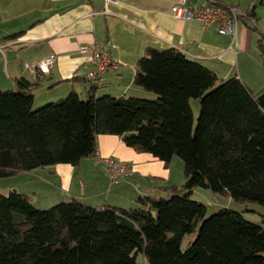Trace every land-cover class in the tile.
<instances>
[{
  "label": "trees",
  "instance_id": "1",
  "mask_svg": "<svg viewBox=\"0 0 264 264\" xmlns=\"http://www.w3.org/2000/svg\"><path fill=\"white\" fill-rule=\"evenodd\" d=\"M222 5L224 4L216 0ZM239 19L251 22L254 7ZM0 89V177L93 156L100 134L168 163L184 183L163 185L128 208H95L77 198L36 208L30 195L0 194V264H264V226L241 212L206 207L195 188L264 206V108L239 78L219 80L176 48H149L133 83L154 99L71 91L34 107L39 82ZM199 103L196 123L190 100ZM193 234L186 248L182 241Z\"/></svg>",
  "mask_w": 264,
  "mask_h": 264
},
{
  "label": "crops",
  "instance_id": "2",
  "mask_svg": "<svg viewBox=\"0 0 264 264\" xmlns=\"http://www.w3.org/2000/svg\"><path fill=\"white\" fill-rule=\"evenodd\" d=\"M178 1L0 0V89H14L20 77L39 82L40 88L33 91L34 107L71 91L85 97L91 88L85 75L92 63L90 55L80 49L98 42L108 48L118 67L100 76L95 96L153 99V93L133 83L135 65L149 48L179 49L219 80L236 76L255 96L264 91V0H218L242 10L254 7V29L251 22L239 19L233 34H220L196 19L174 17L170 9ZM188 1L200 4L206 0ZM48 57H53V63L42 72L37 64ZM95 151L127 162L131 173L109 183L89 156L76 165L56 164L24 174L28 182L57 192L50 204L77 198L95 208H128L141 195H162L157 189L163 185L184 183L183 175L173 171L174 164L176 171L181 167L177 161L173 164V156L164 163L149 152L126 146L117 135H98ZM34 188L29 194L20 193L30 195L33 202ZM138 261L148 264L143 256Z\"/></svg>",
  "mask_w": 264,
  "mask_h": 264
},
{
  "label": "built area",
  "instance_id": "3",
  "mask_svg": "<svg viewBox=\"0 0 264 264\" xmlns=\"http://www.w3.org/2000/svg\"><path fill=\"white\" fill-rule=\"evenodd\" d=\"M171 14L180 19H196L204 27H215L220 34H233L234 27L243 15V10L237 5H222L216 0H206L203 3L191 2L188 0H179L171 6ZM83 54H89L92 63L91 68L85 75V81L91 87H97L100 82V76L107 71H115L118 63L112 57L108 48L100 46L95 42L92 47H83L80 49ZM53 63V57H48L40 61L37 66L40 71L47 72L48 67ZM28 68L27 63H23ZM94 161L106 174L109 183H117L123 177L131 173V166L122 160L109 155H101L94 152Z\"/></svg>",
  "mask_w": 264,
  "mask_h": 264
},
{
  "label": "rangeland",
  "instance_id": "4",
  "mask_svg": "<svg viewBox=\"0 0 264 264\" xmlns=\"http://www.w3.org/2000/svg\"><path fill=\"white\" fill-rule=\"evenodd\" d=\"M84 98L85 97L83 96L82 99ZM142 99H148V98H142ZM190 106H191V110L193 109L192 114H193V126H194L196 123V118H197L198 109H199L198 100L191 99ZM173 157H174L173 164L175 163V161H177L178 164L179 163L181 164V167H179L178 165V171H176L175 164H174L173 171L174 173L178 172V175L182 176L183 175L182 161L176 155H174ZM24 173H28V172H21V173L12 175V176L0 177V194L7 195L8 191L13 190V189L18 192H25L29 194L30 192H32L31 189L35 187L34 190H36V195H35V198L33 199V205L36 208L46 209L56 204L57 202H59L57 201L56 203H52V204L48 203V202H53L52 200L55 199L54 196H56L57 192L56 194L51 192V190H49L47 187H44V184H41V183L35 184V183L28 182L26 175ZM174 173L173 175L175 176ZM194 190L195 191L191 197L193 198V200L201 202L202 204L205 205L207 216L219 209L226 208L229 210L241 212L244 215V217L247 218L248 220L256 224H261L262 226H264V218H262V216H264V206H261L255 202H246V203L237 202V201L231 200L228 197H224L217 193H214L208 189L197 187ZM49 198H50V201H49ZM64 200H68V199H64ZM193 236H194L193 234H189L184 237L182 241L183 249L187 247L188 241L192 239Z\"/></svg>",
  "mask_w": 264,
  "mask_h": 264
},
{
  "label": "water",
  "instance_id": "5",
  "mask_svg": "<svg viewBox=\"0 0 264 264\" xmlns=\"http://www.w3.org/2000/svg\"><path fill=\"white\" fill-rule=\"evenodd\" d=\"M255 100L262 108H264V91H261L259 94H257L255 96Z\"/></svg>",
  "mask_w": 264,
  "mask_h": 264
}]
</instances>
